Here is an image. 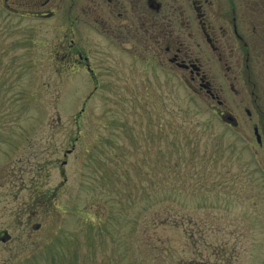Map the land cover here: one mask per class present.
I'll list each match as a JSON object with an SVG mask.
<instances>
[{
  "label": "rangeland",
  "instance_id": "obj_1",
  "mask_svg": "<svg viewBox=\"0 0 264 264\" xmlns=\"http://www.w3.org/2000/svg\"><path fill=\"white\" fill-rule=\"evenodd\" d=\"M13 15L0 0V264H224L260 249L249 154L206 126L199 98L172 79H155L167 93H89L56 61L53 22ZM120 98L150 131L121 129Z\"/></svg>",
  "mask_w": 264,
  "mask_h": 264
},
{
  "label": "flooded vegetation",
  "instance_id": "obj_2",
  "mask_svg": "<svg viewBox=\"0 0 264 264\" xmlns=\"http://www.w3.org/2000/svg\"><path fill=\"white\" fill-rule=\"evenodd\" d=\"M5 3L10 14L53 22L50 49L64 52L56 61L70 76L86 73L94 83L90 93H167L154 90L155 79L165 85L176 81V93H195L206 105L209 125L218 120L249 154L263 231L264 0ZM125 105L117 99L121 129H152L151 113L145 112L144 122L141 108L124 115ZM260 239L259 250L233 253L223 263L264 264V236Z\"/></svg>",
  "mask_w": 264,
  "mask_h": 264
}]
</instances>
